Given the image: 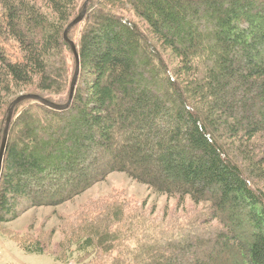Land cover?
<instances>
[{"label":"trees","instance_id":"1","mask_svg":"<svg viewBox=\"0 0 264 264\" xmlns=\"http://www.w3.org/2000/svg\"><path fill=\"white\" fill-rule=\"evenodd\" d=\"M87 1L0 0V86L15 96H0V156L22 92L69 104L65 34ZM70 38L82 61L72 106L14 111L0 224L127 172L191 200V216L92 228L79 251L108 264H264V0H93Z\"/></svg>","mask_w":264,"mask_h":264},{"label":"rangeland","instance_id":"2","mask_svg":"<svg viewBox=\"0 0 264 264\" xmlns=\"http://www.w3.org/2000/svg\"><path fill=\"white\" fill-rule=\"evenodd\" d=\"M17 49L15 44L9 47L13 55L19 54ZM0 96L7 102L15 98L4 93L1 86ZM179 205V197L158 193L127 172H117L58 207L35 208L17 221L0 224V264H96L98 260L108 264L110 255L102 254L103 251L100 252L102 256L97 252L86 255L79 251L77 244L89 235L87 230L99 228L103 233L106 230L116 232L128 227L129 217L141 222L143 214L158 224L172 211L178 210V216L183 218L191 216L194 209L191 200L184 207ZM116 213L128 216L125 223L115 221ZM28 237L31 238L28 244L30 241L32 245L41 244L45 254L27 251L24 245L27 246ZM136 241L133 239L130 244Z\"/></svg>","mask_w":264,"mask_h":264},{"label":"water","instance_id":"3","mask_svg":"<svg viewBox=\"0 0 264 264\" xmlns=\"http://www.w3.org/2000/svg\"><path fill=\"white\" fill-rule=\"evenodd\" d=\"M93 0H88L87 3L85 4L84 7V11H82V13L80 14V16L72 23L70 24L69 28L66 31L65 37L66 40L72 45L71 47L73 48V51L76 55V60H77V71H76V75L73 81V85H72V92H71V97H70V102L67 105H59L55 102L50 101L49 99H45L44 97L40 96V95H36V94H23L21 95L18 99H16V101L14 102V106L11 110V115L9 118V123H8V127L6 130V135H5V140H4V144H3V148L1 149V156H0V181L2 180V177L4 174V166H5V158H6V153H7V149H8V144H9V140H10V132H11V126H12V122L14 119V114H15V109L17 108V106L27 102V101H37V102H41L45 105L48 106V108H53L55 110L58 111H66L68 110L73 102L76 96V92L78 89V84H79V80H80V76L82 73V61L81 59V55H80V51H79V47L76 44V42H74L71 38H70V34L72 32V30L74 28H76L77 26L81 25L83 23V21H85V19L88 16V12H89V8H90V4Z\"/></svg>","mask_w":264,"mask_h":264}]
</instances>
